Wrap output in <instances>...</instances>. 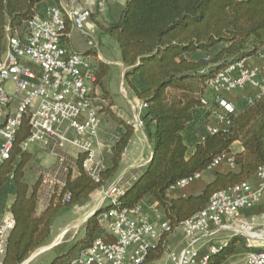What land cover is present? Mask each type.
I'll list each match as a JSON object with an SVG mask.
<instances>
[{
    "label": "trees",
    "instance_id": "obj_1",
    "mask_svg": "<svg viewBox=\"0 0 264 264\" xmlns=\"http://www.w3.org/2000/svg\"><path fill=\"white\" fill-rule=\"evenodd\" d=\"M58 2L0 0V58L7 26L26 33L28 20L35 15L44 17L47 8ZM95 18L92 14L89 20L99 35L118 45L125 69L124 85L145 106L142 123L154 156L118 197L115 207L157 203L168 221L171 232L148 253L145 262L149 263L160 259L162 242L182 222L204 210L214 194L251 183L258 168L264 166V91L258 98L242 100L235 110L224 112L207 87L219 72L257 57L264 49V0H123L107 24ZM70 29L66 21L64 34ZM91 64L96 88L102 97L110 99L104 87L110 66L98 60ZM112 106L109 100L100 110L116 128L115 140L96 178L83 169L86 155L72 157L56 148L52 151L50 146L47 150L56 157L54 164L28 185L26 174L33 156L21 149L30 134L29 120L22 118L10 158L0 165V219L5 212L14 218L2 264L25 262L49 240L54 219L70 208L85 205L95 191L105 189L116 178L134 128L117 116ZM217 113L225 115L228 124L210 134L206 127L214 123ZM236 141L242 150L233 154L231 147ZM223 155L232 156L233 170L214 169L212 180L199 194H170L172 186L204 172ZM104 208L99 207L87 219L82 238L51 264H68L102 236L98 218ZM240 241V237L226 241L206 264H225L237 254Z\"/></svg>",
    "mask_w": 264,
    "mask_h": 264
},
{
    "label": "built area",
    "instance_id": "obj_2",
    "mask_svg": "<svg viewBox=\"0 0 264 264\" xmlns=\"http://www.w3.org/2000/svg\"><path fill=\"white\" fill-rule=\"evenodd\" d=\"M119 1L94 0L95 8L91 10L80 8L75 0H59L57 5L47 8L44 17L35 15L28 20L26 33L7 26L5 50L0 58V165L10 158L15 133L22 118L26 117L30 134L21 144L22 150L28 151L32 145L46 149L51 146L52 151L70 148L75 155H86L83 169L97 177V172L103 168V162L98 160L101 120L95 105L97 99L93 97L97 79L91 61L70 48L69 34L65 35L64 29L68 21L71 29L87 35L85 27L90 16H101ZM64 36L67 41L63 40ZM257 56H264V49ZM236 70L239 76L230 79L228 74ZM256 82L255 71L245 69L242 62H238L219 72L207 87L218 102L220 90ZM8 83L12 87L6 89ZM260 89L262 93L264 83ZM144 107L141 104L139 108H133L135 119L131 124L135 130L143 127L141 113ZM213 118L214 123L206 127L210 134H216L228 124L223 114L217 113ZM219 166L233 170L232 156L218 157L204 172L172 186L170 194L177 195L181 189L199 181L205 174L213 173ZM124 190L116 183L107 187L102 200L107 205L98 218L102 236L68 264H206L209 257L226 244L219 240L223 232L238 233L240 229L251 232L250 227L238 224V220L242 210L252 208L264 197V166L258 168L251 183L214 194L204 210L176 229L182 236L180 248L171 249L164 240L160 259L149 263L145 262L146 256L157 248L165 233L171 232L170 225L157 203L147 206L141 202L132 208L116 209L118 197ZM150 210L156 214L160 212L162 217L153 218ZM13 226L12 213L5 212L0 220V264ZM250 240L249 248L258 247L255 245L258 239ZM245 264H264V246L251 250L245 257Z\"/></svg>",
    "mask_w": 264,
    "mask_h": 264
},
{
    "label": "rangeland",
    "instance_id": "obj_3",
    "mask_svg": "<svg viewBox=\"0 0 264 264\" xmlns=\"http://www.w3.org/2000/svg\"><path fill=\"white\" fill-rule=\"evenodd\" d=\"M119 5H122L120 3ZM109 9V8H108ZM104 14H101V16H96V21L99 23L107 24L108 21L112 18L109 16V10ZM109 16V17H107ZM77 33V32H75ZM85 33L87 35H81L79 34V43L78 46L79 48H83L81 51L82 52L86 49L89 48V44H91L92 48L95 50V52L102 53L103 50L105 51V46H106V52H107V57L108 58H120V52L118 49V45L116 41L112 40L108 36L101 34L98 35L92 31H88V27H85ZM102 37L105 39V41H102ZM74 36L71 37L70 41L73 42ZM96 42H99L100 47L99 51L97 47L95 46ZM89 43V44H88ZM105 52V54H106ZM80 54V53H78ZM111 60V59H109ZM96 61H92L93 64H95ZM111 62H113L111 60ZM109 65V64H107ZM110 66V72L109 74L104 78V87L106 89L107 94L109 95L110 99H105L102 97V93L99 89L95 91L96 94L93 95L94 98L97 100L95 101V105L98 110V117L101 120V126H100V135H101V148L99 151V156L98 160L102 162V159L104 156L106 157L109 155V148L113 144L115 140V130L113 128V121L110 119L108 115L105 113L101 114V108H103V105H106L109 100L112 102V110L114 113L120 114V115H126L128 114V118L131 120H134L135 117L133 116L132 110L133 108L137 109V104L135 103L134 97L130 94V92L127 90L126 86L124 85L123 82V73L122 72V77H121V69H123V66L116 65V64H111ZM12 87L11 83H8L5 85V88H10ZM134 141V142H133ZM130 143V148L127 149V151L130 150V152H134L137 150V143L136 140H133ZM145 142H143L144 145ZM29 150H33L35 154H33L34 158L32 159L31 163L29 164V169L27 171V183L28 185H31L32 183L35 182L37 176L39 173L45 171L48 169V167H51V160H52V155L50 151H48L46 148L39 146V145H32L29 147ZM28 150V152H29ZM69 149H66L65 151H62L65 155H70L72 157H75V152L74 150L71 149L69 152ZM105 159V158H104ZM104 163V162H103ZM54 164V163H53ZM192 184V183H191ZM190 184V185H191ZM190 185L186 186L189 187ZM105 189H100L95 191L87 203L83 206H75L73 208L68 209L64 213L60 214L59 217L54 219L52 222L51 226V235L49 240L46 242V244L37 249L34 253L31 254V256L23 263H30V264H51V261L55 259L59 254L63 253L66 251L67 248L73 243L74 241L82 238L84 235V225L86 222V218L88 214L91 212V210L99 208L100 206L106 207L107 202L105 203H100L99 200H103L105 196ZM185 190V189H184ZM183 192V190H181ZM181 192H178V195H181ZM150 206V205H147ZM151 212V210H150ZM152 217H162L161 213L159 214L155 211H152ZM156 214V215H155ZM233 235V236H232ZM233 237H240L241 241L239 242L238 246V252L236 255L230 257L225 264H245V257L246 255L251 251V250H256L258 248H261L263 246H258V247H251L249 248L247 244L251 242L250 238L239 231L238 233H230V232H223L220 235V239L222 241H228ZM181 233L179 230H175L172 234H170L167 239H166V245H168L171 249H176L178 250L181 246ZM22 263V264H23Z\"/></svg>",
    "mask_w": 264,
    "mask_h": 264
},
{
    "label": "crops",
    "instance_id": "obj_4",
    "mask_svg": "<svg viewBox=\"0 0 264 264\" xmlns=\"http://www.w3.org/2000/svg\"><path fill=\"white\" fill-rule=\"evenodd\" d=\"M123 0L119 1V4L122 3ZM75 3L80 7V8H88L91 10H94L95 8V3L94 0H75ZM118 5H112L109 6L108 8V14L109 16H111V14H113V9ZM98 16V15H96ZM107 16V17H109ZM87 27H88V31H92L96 34L99 35L94 23L92 22V20H88L87 21ZM77 31L70 29L69 34V38H68V42L70 44V48L81 54V51L83 50V48H79L78 44L80 39H79V34L75 33ZM74 36L73 42L70 41L71 37ZM102 41H105V39L102 37L101 39ZM107 41H105L106 44ZM89 44V43H88ZM99 51V47L100 44L99 42H96L95 45ZM106 52V46H105V51L103 50L102 53H96L95 50L92 48V46L89 44V48H86L81 54V55H85L88 60L92 61H103L106 64H116V65H122L121 59L118 58H108L107 57V52ZM111 59L113 62H111ZM242 65L245 69L247 70H254L256 75H257V82L254 84H247L243 87H235V89H231V90H220L217 95L219 97V106L220 108L224 111V112H229V111H233L235 110V107L237 106V104L242 101V100H254L256 98H258L261 94V89L260 86L262 83H264V56H257L254 57L253 59H246L244 61H242ZM124 67L123 69H121V77H122V72L124 71ZM230 79H235L236 77H238V70L229 73L228 74ZM131 94V93H130ZM133 97V96H132ZM135 99V103L137 104V108H139L141 105L140 103ZM132 113L134 116V111L133 109ZM113 111V110H112ZM114 112V111H113ZM117 116H119L120 118H123L126 120V122L132 123L133 120L128 118V114L126 113V115H120L115 113ZM135 117V116H134ZM2 119H0V123H1ZM113 128L115 129V124L113 123ZM101 132V130H100ZM134 137L132 139L136 140L137 143V150H135L134 152H130L127 151L128 148H130V145L126 148V150L124 151V155H123V159L121 162V166L118 170V174L116 176V178L114 180H112L107 186L106 188L112 184V183H116L118 186H120V188L122 189H126L132 180H134L139 174H140V170L142 169V167L144 165L147 164V162L150 160L151 158V138L150 136L147 134L146 129H144L143 127L139 130H135L134 129ZM100 138L101 135L99 134ZM134 142V141H133ZM143 142L144 145H143ZM69 150L71 151V149L69 148ZM242 150V145L240 142L236 141V143H234L231 147V151L233 152V154H237L239 152H241ZM69 151V152H70ZM29 152L31 153V155L33 156V154H35L33 152V150H29ZM52 155V160H51V164H53L56 160V157ZM34 158V156H33ZM39 176V175H38ZM37 176V178H38ZM36 178V179H37ZM213 178V174H205L201 179H199V181H195L193 182L189 187H184L183 192H181V195H185V196H189V195H196L199 194L200 191H202V188L208 184ZM33 184V183H32ZM185 189V190H184ZM178 195V194H177ZM102 202V200H99V204ZM98 209V208H97ZM93 212H95V209L91 210V212L88 214L91 215ZM87 216V217H88ZM87 219V218H86ZM85 219V220H86ZM1 220V219H0ZM246 224L248 227H250V231L251 233H256V234H264V197L262 199H260L256 205H254L252 208L250 209H245L242 210L240 213V219L238 220V224ZM237 224V225H238ZM249 232V231H248ZM230 233H234V232H230ZM233 236V235H232ZM256 246H264V237L258 238L257 242L255 243ZM26 264V263H23ZM30 264V263H28Z\"/></svg>",
    "mask_w": 264,
    "mask_h": 264
},
{
    "label": "bare ground",
    "instance_id": "obj_5",
    "mask_svg": "<svg viewBox=\"0 0 264 264\" xmlns=\"http://www.w3.org/2000/svg\"><path fill=\"white\" fill-rule=\"evenodd\" d=\"M239 231H241L242 233L248 235L252 239H258V238L264 237V234L251 233V232H248L247 230H243V229H240Z\"/></svg>",
    "mask_w": 264,
    "mask_h": 264
},
{
    "label": "water",
    "instance_id": "obj_6",
    "mask_svg": "<svg viewBox=\"0 0 264 264\" xmlns=\"http://www.w3.org/2000/svg\"><path fill=\"white\" fill-rule=\"evenodd\" d=\"M123 82H124V80H123ZM153 156H154V154L152 153L150 160L153 158ZM150 160H149L148 162H150ZM148 162H147V163H148ZM96 212H97V210H95V212H93L91 215H89V216L87 217V219H88L89 217H91L92 215H94ZM87 219H86V221H87ZM247 236H248V235H247ZM248 237H249V236H248Z\"/></svg>",
    "mask_w": 264,
    "mask_h": 264
}]
</instances>
